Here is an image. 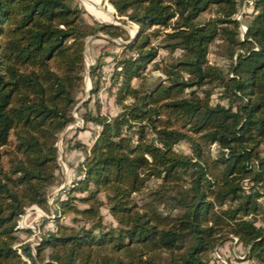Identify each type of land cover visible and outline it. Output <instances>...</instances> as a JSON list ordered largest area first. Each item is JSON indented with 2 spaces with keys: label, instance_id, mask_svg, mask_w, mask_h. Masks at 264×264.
<instances>
[{
  "label": "trees",
  "instance_id": "trees-1",
  "mask_svg": "<svg viewBox=\"0 0 264 264\" xmlns=\"http://www.w3.org/2000/svg\"><path fill=\"white\" fill-rule=\"evenodd\" d=\"M245 1L108 0L121 26H107L89 25L78 0H0V264H210L232 241L264 264V0L246 5L241 37ZM98 34L128 41L108 89L118 113L81 104L83 131L99 132L89 149L73 137L84 160L49 206L58 136L84 91L85 40ZM217 41L228 72L209 60ZM159 50L182 54L156 62ZM151 65L164 82L148 87ZM34 206L55 216L32 249L18 222Z\"/></svg>",
  "mask_w": 264,
  "mask_h": 264
},
{
  "label": "rangeland",
  "instance_id": "rangeland-1",
  "mask_svg": "<svg viewBox=\"0 0 264 264\" xmlns=\"http://www.w3.org/2000/svg\"><path fill=\"white\" fill-rule=\"evenodd\" d=\"M97 3L99 9L108 15L110 17V21L105 22L98 20L94 17L93 14L89 13L86 10L85 5L82 3L81 0H78L80 6L83 8L85 15V21L92 25L95 23H110L113 22L117 26H121V24L117 20L116 13L114 9L109 5L108 0H93ZM241 12L238 13L236 16V19L240 22V36L242 37L244 32L243 28H245L246 21L249 20V18L244 17V13H250L251 9L250 7H245L244 4L241 5ZM113 16V17H112ZM100 24V23H99ZM124 29L128 32L129 37L136 35L137 32V26L126 23V25L123 26ZM161 38H158L153 41L154 45L159 44ZM85 42H87V51L86 56H84V91L81 95V102L76 105L74 110L72 111V116L74 118V123L70 126H68L63 133H60L58 136L57 141V149L59 151L58 155V164H59V171L57 173L58 175V182L60 185L57 187H54L51 189L48 197V201H50L52 198H56V196L59 194V191L65 187H69L72 183V180H69L70 178V171L68 168L65 167L63 162V151L65 150V142L63 141L64 138L68 133L77 132L81 130V132H84V122L81 118V114L83 113V110L80 111L81 103L84 99L90 100L93 102V104L90 105V109H93L95 107L96 103H99L100 111H103L105 115L110 117V114L114 113V104L113 98L109 94L108 89L110 86V77L113 72L114 66L116 61L121 59V53H122V47L121 45L128 43L122 41L121 39H115V40H109L107 36L103 34H98L96 37H88L86 38ZM209 60L212 64L217 65L221 67L225 72H228L229 70V61L225 59V57L221 56L223 54L221 49V43L220 42H214L210 46L209 51ZM181 51L177 50L172 55H167L166 51L159 50L158 56L156 59V62L164 59L166 63H174L177 59L181 57ZM99 56H103L101 59V63L103 64V68L101 70V81H100V89L98 90V93L94 96H88V91H91L92 85L90 81V77H88L90 67L96 62ZM147 86L153 87L157 83H163L164 77L163 75L158 71L152 70V65L147 70ZM114 91V90H113ZM218 90H215L214 95L212 96L213 101H219L218 100ZM102 105H101V104ZM222 103L226 104V101H222ZM117 109V108H116ZM118 113V109H117ZM103 114V115H104ZM68 130V131H67ZM88 130V129H87ZM66 132V133H65ZM176 149L178 151L188 153V149L184 143H180ZM218 153V148L216 145L212 147V154L216 155ZM156 182H151L149 184L150 187H154ZM136 199H139V196H136ZM261 205L264 207V198L260 200ZM103 215L105 216V222L110 223L111 218L108 216L107 212L105 210H102ZM50 213H46L39 209L38 207H31L27 209L24 213V215L21 216L18 227L21 230H30L33 235L30 237H27L24 233L20 234V239L24 243H29L31 247H36V241L37 238L40 237L42 230H40L41 223L47 219V224L45 226V229H53V224L51 223L52 219H48L46 216H50ZM66 223H69V220H65ZM216 252V253H215ZM214 258L217 262H212L210 264H254L249 261L244 260L245 257V250L243 247L239 246L237 247L236 242H228L224 246H222L218 251H214L213 253ZM217 256H219L222 260L217 259Z\"/></svg>",
  "mask_w": 264,
  "mask_h": 264
},
{
  "label": "crops",
  "instance_id": "crops-1",
  "mask_svg": "<svg viewBox=\"0 0 264 264\" xmlns=\"http://www.w3.org/2000/svg\"><path fill=\"white\" fill-rule=\"evenodd\" d=\"M91 104H93L92 101H90V103L88 105L89 109L91 108L90 107ZM111 105H113V103ZM112 109H114V113L110 114V117H113L117 114L116 107H114ZM79 110L82 111V109H79ZM92 110H94V108ZM100 112H101V114H104L103 111H100ZM87 129L88 130H86L84 132H81V130H79L77 132L74 131L72 133H68L63 140L65 142V150L63 151L62 157H63V162H64L65 167L68 168L70 171L69 180L74 179V175H75L74 169L76 168L77 165L82 163L84 160V154L83 153H81L80 151L71 150L68 148L69 145L73 144V142H71V140L76 135L77 136L76 140L81 142L82 144H84L89 149L91 147V145L93 144V142H94V140H95V138L99 132V128L97 126H95L94 124H88Z\"/></svg>",
  "mask_w": 264,
  "mask_h": 264
},
{
  "label": "bare ground",
  "instance_id": "bare-ground-1",
  "mask_svg": "<svg viewBox=\"0 0 264 264\" xmlns=\"http://www.w3.org/2000/svg\"><path fill=\"white\" fill-rule=\"evenodd\" d=\"M81 1L85 5L86 10L89 13L93 14L96 19L105 21V22L110 21V17L99 9L95 1L93 0H81Z\"/></svg>",
  "mask_w": 264,
  "mask_h": 264
},
{
  "label": "built area",
  "instance_id": "built-area-1",
  "mask_svg": "<svg viewBox=\"0 0 264 264\" xmlns=\"http://www.w3.org/2000/svg\"><path fill=\"white\" fill-rule=\"evenodd\" d=\"M244 6L246 7V5H251L252 4V1L251 0H246L244 3ZM243 32H245V28H243ZM54 202H55V200H54V198H52L50 201H48V204H49V206H52V205H54ZM35 207V206H34ZM58 214H59V212H58ZM50 216H46L48 219L50 218V219H54V216H55V214H54V212H53V210H51L50 211V214H49ZM40 240V238L38 237L37 238V241H39ZM37 244V243H36ZM32 249H34V247H32ZM216 253V252H215ZM217 259H219V260H222L219 256H217Z\"/></svg>",
  "mask_w": 264,
  "mask_h": 264
},
{
  "label": "water",
  "instance_id": "water-1",
  "mask_svg": "<svg viewBox=\"0 0 264 264\" xmlns=\"http://www.w3.org/2000/svg\"><path fill=\"white\" fill-rule=\"evenodd\" d=\"M112 17H113V16H112ZM99 23H100V24L107 25V26H115V25H116V24L113 23V22H110V23H101V22H99ZM134 37H135V36L131 37L130 40H132ZM86 44H87V42H85V53H84V56H86V51H87V47H86L87 45H86ZM88 77H89V74H88ZM87 93H88V96H89V95H90V91H88ZM85 101H87V99H84V100L82 101V103L85 102ZM82 103H81V104H82ZM63 132H64V131H63ZM63 132H62V133H63ZM58 155H59V151H58ZM18 229H20V228L18 227Z\"/></svg>",
  "mask_w": 264,
  "mask_h": 264
}]
</instances>
